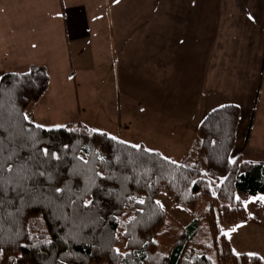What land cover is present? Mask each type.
Masks as SVG:
<instances>
[{
  "label": "trees",
  "instance_id": "16d2710c",
  "mask_svg": "<svg viewBox=\"0 0 264 264\" xmlns=\"http://www.w3.org/2000/svg\"><path fill=\"white\" fill-rule=\"evenodd\" d=\"M49 85L42 65L0 76V264H264L235 253L220 228L246 222L244 201L264 196V160L230 157L238 105L211 110L196 130V152L175 161L81 122L37 124L27 110ZM161 190L192 212L208 202L205 254L190 249L200 219L170 253L160 251Z\"/></svg>",
  "mask_w": 264,
  "mask_h": 264
},
{
  "label": "crops",
  "instance_id": "0c3cea01",
  "mask_svg": "<svg viewBox=\"0 0 264 264\" xmlns=\"http://www.w3.org/2000/svg\"><path fill=\"white\" fill-rule=\"evenodd\" d=\"M177 2L158 6L160 22L154 20L153 5L146 8L128 37L111 31L114 54L120 51L131 68L143 65L127 73L128 94L164 121L159 129L178 127L182 140L190 137L189 125L194 119L200 124L199 115L206 109L234 103L241 108V118L231 154H254L255 143L249 141L256 130L257 139H264V0ZM107 22L112 26L114 19ZM92 27L83 7L62 8V19H53V0H0V68L45 66L50 75L45 94L53 87V106L59 92L56 106L64 107L67 99L72 105L78 100L74 94L66 96L70 80L60 79L59 73L55 78L47 54L66 55L70 61L72 42L90 37ZM17 45L23 56L15 53L11 58L18 62L11 63L8 56ZM193 143L195 149L196 133ZM168 145L174 147L172 141ZM256 145L259 150L263 146Z\"/></svg>",
  "mask_w": 264,
  "mask_h": 264
},
{
  "label": "rangeland",
  "instance_id": "374dc122",
  "mask_svg": "<svg viewBox=\"0 0 264 264\" xmlns=\"http://www.w3.org/2000/svg\"><path fill=\"white\" fill-rule=\"evenodd\" d=\"M189 1L178 0L177 4H188ZM166 2L167 0H53V19L59 17L62 19V8L83 7L87 10L91 24L94 26L90 28V37L72 42L73 53L70 61L66 55H59L61 57L59 59L54 52L51 55L52 61V57L47 54L49 58L47 62L55 78H58L59 73L62 76L60 79L70 80L66 96L71 98L74 94L77 97L74 99L78 101L73 100L71 105L67 99L64 107H57L56 104H60L59 92L58 97H54L56 101L53 106L52 87L51 92L30 104L27 116L45 128L63 127L66 126L64 122L80 118L81 121L77 122H82L94 131L107 132L133 145L143 144L175 161L183 160L188 152L192 154L195 151L193 139L199 126L198 121L194 119L189 125V128H192L189 133L190 139H180L179 128L172 124L164 130L159 129L158 126L164 121L152 113L141 99H133L128 94L126 82L130 75L127 73L134 74L133 69L137 67L140 71L143 65L141 68L138 65L131 68L129 61L121 56L120 51L114 54L111 40L113 38L111 31L116 37L130 36L135 31L134 26L139 21L140 15L143 18L145 9H149L152 5L155 22L162 21V13L158 6ZM108 19H114L112 26L108 24ZM15 47L16 49L8 56V61L11 63L18 62L11 58L16 55L15 53L23 56L21 47L19 45ZM2 60L0 59V62ZM27 68L16 64L10 69L0 68V76L6 71H27L30 67ZM62 95L64 96L65 92ZM67 105L69 107H66ZM79 109L82 110L81 113ZM213 109H206L202 115H199L201 121ZM257 136L256 130L254 138L249 141V144L255 143V153L242 155L245 159L255 161L264 159V139H257ZM170 141L174 143L173 148L168 145ZM261 143L263 146L259 150L256 144ZM230 157L233 158L232 154ZM261 197L264 196L258 194L244 201L249 214L246 222L235 225L222 224L220 228L221 233L230 240L235 253L256 254L264 262V199ZM157 200L167 212L165 223L156 237L160 251L164 254L170 253L174 243L187 226L194 219H200L198 232L192 240L190 249L197 255L205 254L203 247L204 243L209 241V233L202 217L208 208V202L201 200L192 212L178 204L165 190L158 193ZM208 255L214 258V250L208 252Z\"/></svg>",
  "mask_w": 264,
  "mask_h": 264
},
{
  "label": "snow or ice",
  "instance_id": "6c2138e0",
  "mask_svg": "<svg viewBox=\"0 0 264 264\" xmlns=\"http://www.w3.org/2000/svg\"><path fill=\"white\" fill-rule=\"evenodd\" d=\"M10 170V169H9ZM261 199H264V197H261Z\"/></svg>",
  "mask_w": 264,
  "mask_h": 264
}]
</instances>
